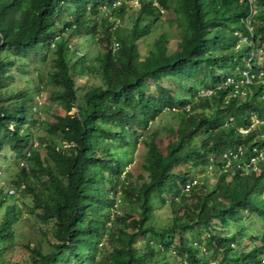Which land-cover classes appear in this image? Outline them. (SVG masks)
Returning <instances> with one entry per match:
<instances>
[{"label":"trees","instance_id":"obj_1","mask_svg":"<svg viewBox=\"0 0 264 264\" xmlns=\"http://www.w3.org/2000/svg\"><path fill=\"white\" fill-rule=\"evenodd\" d=\"M137 3L0 0V152L7 148L27 160L28 167L20 166L10 182L31 195V210L50 246L43 252L25 243L29 257L23 264H260V241L234 252L239 239L222 229L251 209L264 215L261 200H253L262 197L264 166L258 174L245 173L242 166L226 167L221 152L235 142L248 152L249 144L257 141V131L247 126L251 112L264 117L258 84L238 83L243 70L264 68V0ZM130 8H135L131 24L121 25ZM159 10L170 12L183 26L181 36L168 51L161 33L142 54L137 40L150 32ZM229 21L237 25L227 33ZM78 37L95 40L101 49L89 58L76 55L78 50L69 53L75 47L71 39ZM48 52L47 77L60 89L48 91L45 99L58 103L61 112L53 113L52 120H40L48 135L45 155L40 156L42 141L31 127L38 119L33 98L38 84L10 85L12 68L23 70L20 59ZM69 54L100 82L76 86L77 61ZM226 76L232 83H222ZM201 89L211 91L202 94ZM174 108L185 113L175 138L160 151L157 130H151L143 139L144 174L131 179L123 169L121 148L135 143L159 112ZM195 169L214 171V180L184 190ZM6 196L10 194L0 189V206ZM153 197L170 207L166 226L148 221ZM18 219L19 210L5 205L0 254L10 245ZM203 232L205 247H200Z\"/></svg>","mask_w":264,"mask_h":264},{"label":"rangeland","instance_id":"obj_2","mask_svg":"<svg viewBox=\"0 0 264 264\" xmlns=\"http://www.w3.org/2000/svg\"><path fill=\"white\" fill-rule=\"evenodd\" d=\"M128 2L133 7L137 6V3L134 1L129 0ZM133 9L135 8H130V10L125 13L124 21H119L121 25L129 26L131 24V18L135 14L133 13ZM254 10L255 7H253V11ZM227 23L228 24L226 28H224V31L226 30V32L229 33V28L231 26H236L237 22L229 21ZM182 30L183 26L175 22L170 12H166L164 10L160 12L159 10V15L151 25L150 32L137 40L140 53L144 54L145 51L151 47V43L153 42V40L161 33L164 34L167 38V50H172L173 48H175V43L181 36ZM71 43H73L75 47L70 46L68 49L69 53L72 50H78L79 53L74 51L76 55L86 53L87 57H92V55L97 50L101 49L93 39L89 41L85 40L83 37L72 38ZM242 50V47H240L238 50H235V52L238 53L237 51L241 52ZM50 56L51 55L49 52L46 55L35 53L32 54L29 58L20 59V61L23 63V70L18 72L15 70V67L12 68L14 79L10 85L11 87L16 88H34L35 84H38L37 92L33 95V98L36 102L34 113H36L35 116L37 115L38 119L34 125L31 126L30 124V126L33 127L34 136L42 141L41 145L39 146L40 156L45 155L44 147L45 144L48 143V135L42 128L43 123L40 120L45 118L52 120L53 113L61 112L58 103L45 99L48 91L60 89L57 85L52 84L47 77V72L51 68ZM69 57L70 59H76L75 61H77L75 63V66L79 72L74 77V83L76 86H79L81 83L91 84L100 82V78L96 73L85 72L82 69L79 63V58L71 56V54H69ZM228 69L229 65L223 69H220L219 72ZM170 81L173 84L168 83L169 80H166V84L175 87L176 85H174V82L172 80ZM175 90L182 91V89L178 88V86H176ZM72 110H74V107H72L68 112H71ZM184 117L185 113L181 112L180 109L174 108L161 111L152 120L148 121L147 125L143 128L140 136H138L135 143H130L121 148L120 154L123 157V169L130 171L132 176L131 179H137L136 174H138V172H142V174H144L141 164L144 160L146 146L143 143V139H147L149 137V132L151 130H157V134L155 135V142L160 151H162L164 145L175 138L176 131L182 125ZM33 144L36 143L34 142ZM62 146H65V144H62ZM21 161L23 162V164L20 163ZM26 164L28 167L27 160L16 158L13 151L8 150L7 148H3L1 150L0 189L2 190V192L6 191L8 194H10V197L6 196L5 201L0 206V216L5 209V205L7 204H11L17 210H19V219L16 221L17 223L14 227L15 232L12 241L10 245L6 247L0 254L2 264H23L24 262L28 261L29 255L28 250L25 247V243H28V245L30 246H38L39 249L43 252H46L50 249V246H48L47 242L44 240L39 231L40 223L36 220L34 211L31 210V195L29 193L22 192V189H14L12 183L10 182L14 178L18 168ZM176 167L182 168L183 166L178 165ZM260 171L261 168L258 166L256 174H258ZM190 172L194 175L198 182L202 181L203 183L205 182L206 184H210L214 180L212 176L214 171L212 170H208L205 173L201 170L195 169L191 170ZM11 189H14V191H11ZM260 195L264 198V190L260 193ZM262 197L255 196L253 200H255L256 202L258 200H261L258 204L264 209V199ZM151 202L153 204V209L148 221L155 226L168 225L171 218L170 207L168 203L166 201L164 203H160L155 197L152 198ZM246 214L247 213H245L243 217L239 218L236 221H233L229 224L227 223L228 226L226 224L222 229L226 231L228 228V232H230L231 234H235V239H239V244L237 242L235 243L234 241V252H237L238 250L248 249L249 246H251V243H258L259 241L264 240V215L257 214L254 209H251L249 214ZM195 229H200L199 225H197ZM186 233L188 235L192 234L191 230L186 231ZM204 235L205 232L200 235V247H205V244L203 243ZM257 236H262V240ZM136 242L138 243V240ZM170 259L171 258H169V260ZM175 260H178V258L176 257ZM160 261H166V259L160 258ZM168 262L169 261L167 260L166 264H168ZM177 262H174V264H180ZM183 264L187 263L183 262Z\"/></svg>","mask_w":264,"mask_h":264},{"label":"clouds","instance_id":"obj_3","mask_svg":"<svg viewBox=\"0 0 264 264\" xmlns=\"http://www.w3.org/2000/svg\"><path fill=\"white\" fill-rule=\"evenodd\" d=\"M128 1L129 0H125L127 6L128 5L131 6V4ZM130 1H134V2L137 3V0H130ZM117 2H118V0H115V3H117ZM152 2L155 3V0H152ZM134 6H136V5H134ZM104 15H106V14H104ZM257 51H258V48H256V52ZM260 70H263L264 71V68H259L256 71H253V70L252 71H248V70H246V71H248V73L252 74V76H250L251 77V81L250 82H244V83H257L258 86H259V88L261 89V84H260L259 75H258V72ZM243 71H245V70H243ZM232 80L233 79L230 76H226L224 78V80H223L222 83H232ZM238 83H241L242 84L243 82H239L238 81ZM210 91H211L210 89H201L200 90V93H202V94H208V93H210ZM241 91H243V90H241ZM258 98L260 100L261 99L264 100V98H261L260 97V90H259V96H258ZM247 126L248 127H251V128L253 127L257 131V141L254 142V143L249 144V146H248V149H249L248 152H246L244 154L243 145H241V143L235 142L234 144H232V147L225 148L221 152V155H222L223 158H225L224 166H226V167L227 166H230V165H234L236 167H241L242 166L244 172H253V173H256L258 166L260 168H262L264 166V159H263L264 155L260 159L254 161V162L247 163V161H248L249 156L253 153L252 147L259 148L260 145L264 141V117H258V116H256L255 113H252L251 112L250 123ZM240 127L244 129V130H242L243 132H245L247 130V127H243V126H240ZM237 148H240L241 149V153L238 154L237 156L233 157L231 155V153L233 151H235ZM223 153H226L227 155L224 156ZM263 236H264V233H263ZM259 246H260L259 262H260V264H264V262L261 261V258L264 257V240H262V241L259 242Z\"/></svg>","mask_w":264,"mask_h":264},{"label":"built area","instance_id":"obj_4","mask_svg":"<svg viewBox=\"0 0 264 264\" xmlns=\"http://www.w3.org/2000/svg\"><path fill=\"white\" fill-rule=\"evenodd\" d=\"M248 2L252 3L254 2V0H248ZM251 12H253V7L251 8ZM246 26L249 30H251V27L250 25L248 24V21L246 20ZM52 45V44H51ZM116 46V42H114L112 44V49L115 48ZM258 75H259V80H260V84H261V89H260V97L261 98H264V71L263 70H260L258 72ZM252 74L248 73V71H243V77L242 79H239L238 81L239 82H250L251 81V77ZM228 79V78H227ZM230 81V80H229ZM236 84H234L235 86ZM241 93L243 91H240ZM232 117H230V120H231ZM239 131H242L244 130L243 128H241L240 126H237L236 127ZM252 151L253 153L249 156L248 158V161L247 163H250V162H254L258 159H260L263 155H264V141L263 143L260 145L259 148H256V147H252ZM241 153V149L240 148H237L235 151H233L231 153V155L233 157L237 156L238 154ZM224 156H226L227 154L226 153H223ZM21 163V162H20ZM198 180L196 178H193L191 181H187L184 185H183V189L184 190H187L189 188L190 185H192L193 183H197ZM12 191V189H11ZM261 261L264 262V257L261 258Z\"/></svg>","mask_w":264,"mask_h":264}]
</instances>
